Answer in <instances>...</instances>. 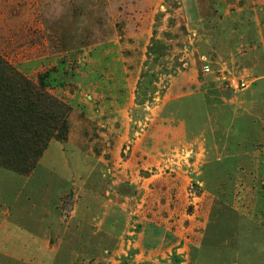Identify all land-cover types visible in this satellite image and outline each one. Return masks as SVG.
Instances as JSON below:
<instances>
[{
	"label": "rangeland",
	"instance_id": "obj_1",
	"mask_svg": "<svg viewBox=\"0 0 264 264\" xmlns=\"http://www.w3.org/2000/svg\"><path fill=\"white\" fill-rule=\"evenodd\" d=\"M7 70L58 107L30 173L0 165L1 264L29 215L47 264L180 261L212 203L264 228V0H0Z\"/></svg>",
	"mask_w": 264,
	"mask_h": 264
},
{
	"label": "crops",
	"instance_id": "obj_2",
	"mask_svg": "<svg viewBox=\"0 0 264 264\" xmlns=\"http://www.w3.org/2000/svg\"><path fill=\"white\" fill-rule=\"evenodd\" d=\"M213 205L197 243L183 251L180 261L167 255L136 264H264V228L237 209L224 204L212 208ZM37 218L29 215L22 222L12 220L6 237L5 264H47L45 230H41L45 225L43 219ZM1 248L0 243V261Z\"/></svg>",
	"mask_w": 264,
	"mask_h": 264
},
{
	"label": "trees",
	"instance_id": "obj_3",
	"mask_svg": "<svg viewBox=\"0 0 264 264\" xmlns=\"http://www.w3.org/2000/svg\"><path fill=\"white\" fill-rule=\"evenodd\" d=\"M2 85L9 88L13 85L25 86L35 95V102L24 104L18 110L14 107L17 101L7 99L0 92V105H5L3 109H6L4 115L0 113V165L23 175L29 174L41 156V150L46 148L50 140V132L44 129L45 116L41 111V101L49 102L48 106L52 108L58 105L14 71L7 70V73L0 76L1 89ZM2 92L5 93V90ZM26 165L31 166L29 170Z\"/></svg>",
	"mask_w": 264,
	"mask_h": 264
}]
</instances>
